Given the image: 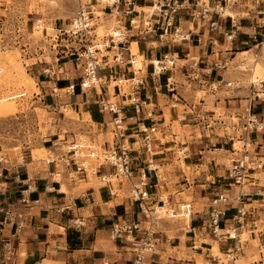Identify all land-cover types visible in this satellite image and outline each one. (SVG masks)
<instances>
[{"label":"crops","instance_id":"obj_1","mask_svg":"<svg viewBox=\"0 0 264 264\" xmlns=\"http://www.w3.org/2000/svg\"><path fill=\"white\" fill-rule=\"evenodd\" d=\"M167 1L85 0L97 28L114 23L124 34L122 43L115 38L116 44L102 51L109 65L100 67L99 85L82 87L85 60L63 49L54 61H35L28 69L38 89L31 103L46 108L54 120L50 129L55 132L46 140L52 142L50 147L60 143L62 128L68 127L73 128V134L65 135L68 138L76 139L80 130L99 148H110L117 140L109 139L114 114L102 107L108 100L121 109L125 133L120 142L130 148L134 175L117 185L97 184L60 160L0 156V264H132L133 246L113 238L111 226L117 220L148 225L130 190L143 174L145 201L151 208L165 195L176 210L191 204L190 220L174 216L158 221L155 249L147 254L149 264H264V127L249 134L242 130L248 109L263 120L264 83L252 94L251 82L241 84L244 76L238 72L239 66L253 64L244 57L247 52L253 51L254 64L264 61V0H209L212 12L205 19L193 16L195 3H190L175 16L173 26L166 24L159 8ZM155 4L154 10L147 8ZM219 6L230 13L224 14ZM117 20L120 24L115 25ZM175 27L184 38L173 40ZM133 41L145 57L144 68L135 70L131 63ZM165 54L176 57L175 66L154 73V60ZM117 55L122 63L115 60ZM194 61L200 79L217 87L201 97L197 92L206 86L190 76ZM230 80L238 81L237 86L227 85ZM143 124L156 126L149 150ZM207 125L214 126L213 132ZM244 142L249 144L244 147ZM243 157L246 186L228 174L233 161ZM100 172L108 174L112 169L105 165ZM82 181L89 185L81 186ZM219 194L227 201L218 204L224 214L215 233L210 212ZM240 205L247 216L235 238L227 230ZM79 219L85 224L76 228ZM216 244L222 256L214 255ZM235 245L240 250L233 252Z\"/></svg>","mask_w":264,"mask_h":264},{"label":"built area","instance_id":"obj_2","mask_svg":"<svg viewBox=\"0 0 264 264\" xmlns=\"http://www.w3.org/2000/svg\"><path fill=\"white\" fill-rule=\"evenodd\" d=\"M120 0H112L109 3V0L106 1L107 4H113ZM124 1V0H122ZM127 3L132 2V0H125ZM190 3H195V10L193 11V16L205 19L207 15L212 12L210 1L209 0H168L164 4H160L159 8H161V12L166 16L167 21L166 24L168 26H173L175 16L182 9L188 8ZM156 6V4H155ZM220 11H222V7H218ZM132 10H128V14L131 13ZM264 15V9H263ZM120 24V21H115V25ZM148 23H146L147 25ZM216 22H212L211 28H215ZM97 26L95 17L93 14L92 8H88L85 4H81L79 6L78 11L75 16L72 18L69 25L65 28L59 29V33H57V46L61 47L65 51H72L73 54H76L79 58L85 60L84 69H83V78L81 82V86L84 88H90L96 85V79H99L98 73L101 66H108L109 61L104 60L101 56L99 58L98 54L103 51V48L110 46V43L116 44L114 41L117 38V43H122L123 41V30L121 27H110L107 32L101 38V42H95V39L98 37L97 34ZM181 37L184 38V33L181 32L179 27L174 28L173 32V40L175 38ZM229 38H232V33L228 35ZM81 45L79 47L76 46ZM56 47V46H55ZM103 47V48H102ZM116 61L122 63L121 57L119 55L115 58ZM135 57L131 60V63L134 66ZM176 64V57L174 55L165 54L161 59L157 60V63L154 62V73H161L169 70L171 67H174ZM222 67V66H219ZM192 73L190 76L194 80H198L200 84H203L205 87V91L207 90H216L217 87L215 85H208L202 79L199 78V73L197 71L198 61H194L192 64ZM48 71V69L43 68V72ZM136 83H141L137 80ZM264 80L258 82V84H263ZM227 85L231 86L232 83L228 82ZM257 83L255 81L251 82V87L253 88L252 94L258 89L256 88ZM264 88V85H261ZM136 101V98L134 99ZM102 107L108 109L110 112L114 114L112 117V132L114 139L117 140L110 148H99L94 143L88 144L86 140H81L77 142V139L72 141H68L67 139L62 140L60 145L62 144H70L69 147L65 150V152L61 155L57 156H49L47 161L55 162L56 160L63 161V163L70 167L74 166L76 172L81 175L89 176L92 174L99 178V180L103 183H114L113 179H117L119 182L123 180H131L134 175V170L132 167V157L130 153V148L121 143L120 139L124 137L125 129H124V118L121 116V109L118 108L117 105L112 104L110 101L106 100ZM137 109V107H136ZM250 110L248 109V115L246 116L247 121L243 124L242 130L249 134L252 130H259L264 127V117L263 120H259L254 115H250ZM209 124V122L207 123ZM210 129H214V126L207 125ZM142 131L144 132V140L147 149H150V142L152 139V134L156 130V126H145L144 124L141 126ZM213 132V130H212ZM230 138L233 139V135L229 134ZM61 141V140H59ZM249 143L243 144V146H247ZM63 145V146H64ZM62 146V147H63ZM63 149V148H62ZM86 149L88 152L86 153ZM95 158L99 163L97 166H92L89 163V158ZM245 157L241 159H237L233 161L231 168L229 169V177L233 178L235 183L240 184L241 186H246L248 183L246 170H247V162ZM108 165L111 169V173H101L100 168ZM142 180L139 183H133L131 187V197L134 200L140 201V205L142 207V211L144 212L145 218L148 219V225L143 226L141 221L133 220H117L113 222L111 226V234L113 238L116 239H124L126 242L131 243L133 246V251L135 252L132 264H149L147 254L152 253L155 249V226L158 224V221L165 216H190L191 215V204L185 203L182 204L179 210H176L174 206H172L169 202L163 201L160 204L165 206L164 211H158L156 207L151 208L147 205L146 201L148 199V193L143 188L146 186V177L145 174L142 176ZM242 195L240 194L238 197V201H241ZM262 197L264 199V192H262ZM221 201H227V196L224 194H219L216 199H214L213 204L215 207L210 212L211 224L213 225V231L218 233L219 231V219L220 215L224 214L222 210L218 208V204ZM168 205V206H167ZM167 206V207H166ZM247 216V209L244 206L238 207L237 213L235 215L234 224L229 226L228 234L233 235L235 238L239 236L237 232L244 227L245 219ZM85 223L83 220H77L76 228H80ZM22 224L20 223L19 227ZM240 248L235 245L233 252L239 251ZM104 264H109L105 262Z\"/></svg>","mask_w":264,"mask_h":264},{"label":"rangeland","instance_id":"obj_3","mask_svg":"<svg viewBox=\"0 0 264 264\" xmlns=\"http://www.w3.org/2000/svg\"><path fill=\"white\" fill-rule=\"evenodd\" d=\"M81 4H85V0H0V66L3 67V71L0 72V99L15 93L26 92V95L14 99L16 101V113L0 117V156L9 158L19 156L21 158L25 154L26 158L29 159L34 156L37 150L52 145L51 141L46 140L51 132H55L50 129L54 120L48 115L46 108L40 104L31 103L33 92L38 91V89L36 82L27 73L33 62L39 60L52 62L61 54L62 48L57 46V33H59V29L69 25ZM37 25L40 27L38 28ZM109 26H114V23ZM109 26L104 24L98 26L99 31L97 30L96 42L102 41L101 38L107 32ZM76 46L81 45L76 44ZM70 53L72 51L68 50V54L71 56ZM104 53H99V58ZM72 56L77 57L76 54ZM245 56L249 58L250 64H253L249 65V68L245 64L239 66L238 72H241L244 76L242 81H239L241 84L250 85V82H252L251 72L255 65L253 51L246 53ZM258 61L264 63L262 59ZM230 82L232 83L230 87H235L238 84L236 80H230ZM255 82L257 83L256 88H259L260 84L257 81ZM205 90H199L197 92L198 96H203ZM67 116H71L69 112H67ZM71 133L73 134V128L63 127L61 141L59 142H63L62 140L66 138L68 141H72V137L65 136ZM75 133L77 142L86 140V143H94L96 146V142L91 141L85 132L77 130ZM56 136L53 135L52 137ZM103 139L104 137L100 138V140ZM109 139L113 141L111 131ZM179 139L178 137L177 140ZM63 145L58 143V145L50 147L47 153L44 152L46 154L44 155L45 159L49 156L63 154L70 144ZM235 146L240 148L241 142H237ZM84 150L86 153L88 152L86 149ZM88 160L94 167L99 164L95 158H89ZM37 161L41 162V160ZM44 161H42L43 164ZM89 180L97 184L101 183L99 178L92 174H89ZM113 182L116 185L119 183L117 179H113ZM84 183L82 181L81 186L89 185ZM165 198H167L166 195ZM165 200L168 201V199ZM183 217L176 218L183 219ZM164 218L176 219L170 216ZM243 238H246V234L243 235ZM227 258L231 259V257Z\"/></svg>","mask_w":264,"mask_h":264},{"label":"bare ground","instance_id":"obj_4","mask_svg":"<svg viewBox=\"0 0 264 264\" xmlns=\"http://www.w3.org/2000/svg\"><path fill=\"white\" fill-rule=\"evenodd\" d=\"M99 1L103 3V2H106L108 0H99ZM109 2L111 3L112 0H109ZM157 7L158 6L156 5L154 7H147V8L150 9V10H154ZM223 12L225 14H229L230 13L228 8H224ZM38 21H40V20H38ZM37 27L39 28L40 26L37 25ZM98 31H99V29H98ZM131 49H132V52L135 54L134 68L135 69L144 68L145 57L140 52V50L138 49L136 41L132 42ZM244 53L245 52H243V54ZM154 61L157 63V59L154 60ZM2 71H3V67L0 66V72H2ZM251 76H252V81L260 82V81L264 80V78H263V76H264V63L256 60L255 65H254V67L252 69V72H251ZM96 82H97L96 85H99L100 79H96ZM24 95H26V92L15 93V94L10 95L9 97L1 98L0 99V117L8 116L10 114L16 113L17 112V108H16V105H15L16 101L14 99H17L18 97H21V96H24ZM10 100H14V101H10ZM48 151L49 150L47 149V147H45V146L42 147L41 149L37 150L34 153L33 159L34 160H43V159H45L44 155H46V154L44 152L47 153ZM62 190L63 191L66 190L65 186L62 187ZM164 201L167 204L168 201L165 200V199H164ZM164 208H165V206L163 204H158V206L156 207V209L158 211H160V212L164 211ZM185 218H186L185 219L186 221L190 220V216L185 217ZM212 250H213L214 254H216V255L221 254L219 246L217 244L213 246Z\"/></svg>","mask_w":264,"mask_h":264}]
</instances>
